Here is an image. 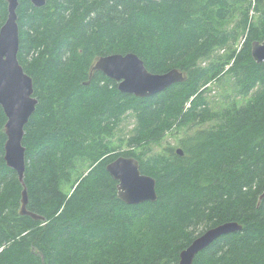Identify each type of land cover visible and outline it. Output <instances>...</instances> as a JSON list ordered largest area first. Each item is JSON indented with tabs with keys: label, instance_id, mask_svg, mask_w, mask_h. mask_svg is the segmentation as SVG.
<instances>
[{
	"label": "trees",
	"instance_id": "16d2710c",
	"mask_svg": "<svg viewBox=\"0 0 264 264\" xmlns=\"http://www.w3.org/2000/svg\"><path fill=\"white\" fill-rule=\"evenodd\" d=\"M18 2L17 57L38 101L22 140L26 209L43 220L20 215L23 187L4 162L0 107V264H178L197 236L225 222L242 230L193 264H264V64L251 57L264 40L263 0ZM6 17L0 0V27ZM239 30L240 50L213 57ZM128 53L152 74L178 69L186 80L136 98L101 72L89 76L96 58ZM220 74L245 105L211 111L204 91ZM128 114L135 126L117 152L112 136ZM206 124L176 148L152 150L166 134ZM118 157L156 180V202L117 198L106 166Z\"/></svg>",
	"mask_w": 264,
	"mask_h": 264
},
{
	"label": "water",
	"instance_id": "95a60500",
	"mask_svg": "<svg viewBox=\"0 0 264 264\" xmlns=\"http://www.w3.org/2000/svg\"><path fill=\"white\" fill-rule=\"evenodd\" d=\"M7 4V17L0 27V107L6 118L4 134V162L16 172L21 192L20 215L30 216L34 220L42 217L27 211L28 195L24 184L25 148L22 145L24 127L35 112L38 104L34 97L33 81L23 71L18 61L19 30L17 24L18 0H4ZM41 8L46 0H29ZM264 2V0H263ZM251 57L256 64H264V40L251 44ZM101 72L117 83V90L136 98L156 95L176 83L186 79L183 72L171 69L163 74H152L135 54H111L96 58L90 68ZM176 153L182 156L181 148ZM108 174L117 182V198L129 206L157 201L156 180L142 174L138 160L133 157H119L106 166ZM264 198V193L259 201ZM242 230L237 222H225L210 228L197 236L179 255L178 264H193L195 257L219 238Z\"/></svg>",
	"mask_w": 264,
	"mask_h": 264
},
{
	"label": "rangeland",
	"instance_id": "374dc122",
	"mask_svg": "<svg viewBox=\"0 0 264 264\" xmlns=\"http://www.w3.org/2000/svg\"><path fill=\"white\" fill-rule=\"evenodd\" d=\"M237 22H238V17L236 16L233 22L230 23L229 29L236 27ZM246 36H247L246 32L243 33L242 30H239L237 33L236 40L232 42L229 45V47H227L226 49H222L215 52L213 57L226 55L229 52L230 48L232 50L239 51L245 41ZM204 96L205 98H207L208 106L213 112H220L222 110L231 108L234 105L240 107L242 105H245V103L247 102V98L239 95L238 91L234 89V85L232 81L227 76H223V74H220L209 81V83L206 85ZM211 125L212 124L195 126L188 130H182L173 134H166L165 137L159 143H156V145L153 146L152 150L158 152L166 147L176 148L178 140L183 139L187 134L193 131H197L200 128H208ZM134 126H135V119L133 115L130 114L124 117L122 121L119 123L117 129L114 131L112 136V142L114 145H119L122 143L121 148L117 150V152L126 151V146H125L126 140L131 135ZM87 167H88L87 164H83V166L79 170L82 173L87 169ZM63 191L65 194H68L71 191V186L67 185L66 187L63 188ZM138 227L139 226H137V228Z\"/></svg>",
	"mask_w": 264,
	"mask_h": 264
},
{
	"label": "bare ground",
	"instance_id": "6f19581e",
	"mask_svg": "<svg viewBox=\"0 0 264 264\" xmlns=\"http://www.w3.org/2000/svg\"><path fill=\"white\" fill-rule=\"evenodd\" d=\"M264 3V2H263ZM119 158V157H118ZM117 159V158H116ZM123 202V201H122ZM125 203V202H124ZM126 204V203H125ZM126 205H129V204H126Z\"/></svg>",
	"mask_w": 264,
	"mask_h": 264
}]
</instances>
